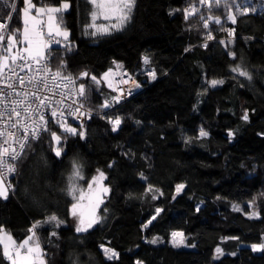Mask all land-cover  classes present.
<instances>
[{"label":"trees","instance_id":"1","mask_svg":"<svg viewBox=\"0 0 264 264\" xmlns=\"http://www.w3.org/2000/svg\"><path fill=\"white\" fill-rule=\"evenodd\" d=\"M68 1L70 9L59 19L70 30L71 47L53 45L50 64L56 70L63 60V74H89L80 81L88 88L83 99L92 112L82 129L86 136H62L60 157L50 132L30 141L16 163L14 191L0 198V225L21 242L36 221L56 215L64 222L59 227L43 223L37 229L47 264H264V251L247 245L264 239V1L243 0L255 11L237 13L233 24L223 5L210 12L198 0H136L122 30L98 37L85 32L92 23L89 0ZM193 3L200 11L185 19L183 9ZM23 7V0H7V5L0 0V19L10 17L8 34L22 30ZM209 15L221 23L210 20L205 29L201 17ZM209 32L214 39L207 40ZM233 52L235 56L229 54ZM114 61L143 88L124 102L101 108L113 90L105 82L92 85L90 75L101 78ZM236 65L246 68L252 81L233 72ZM145 66L156 70L155 80ZM213 79L224 83L212 87ZM245 109L247 123L241 119ZM105 116H120L122 124L112 131ZM201 128L209 135L200 137ZM73 159L83 165L80 185L87 189L99 169L112 187L99 212L103 221L86 233L75 232L72 200L64 191ZM149 184L163 195L156 193L153 200V193L145 194ZM178 184L185 187L176 195ZM254 198L261 216L249 219L244 213ZM233 205L242 210L234 211ZM158 207L163 211L143 228ZM174 230L185 233V246L173 247ZM54 231L55 237L50 235ZM153 237L159 242L149 243ZM101 245L115 249L118 257L108 259ZM217 247L224 254L216 257ZM0 264H9L1 246Z\"/></svg>","mask_w":264,"mask_h":264},{"label":"snow or ice","instance_id":"2","mask_svg":"<svg viewBox=\"0 0 264 264\" xmlns=\"http://www.w3.org/2000/svg\"><path fill=\"white\" fill-rule=\"evenodd\" d=\"M89 2L93 6V11L90 13L92 23L85 26V32L93 37L109 35L113 31L122 30L131 21L136 6V0H89ZM198 2L201 5H206L210 12L213 6L220 7L223 4L227 9V19L233 24L237 22V13L243 15L249 11H255V8H250L237 0H198ZM5 4L7 5V0H5ZM23 4L24 7L21 10L22 31L18 29L12 34L5 35L4 30L7 25L0 23V198L3 199L8 198L10 190L14 191L8 181V175L17 171L16 162L23 158L31 140L39 139L43 132H50L51 141L57 145L53 151L57 157H60L63 152V148L59 146L62 144V136L67 134L79 136L81 139L85 138L86 132L82 130L84 128L82 118H91V110H84V105L80 102L81 98H87L88 88L84 83H79L77 87V80L80 77H88L89 74L84 71L77 78L64 75L63 69L67 65L63 60L55 71L50 67L53 45H60L63 41L65 50H70L71 47L68 43L69 31L57 22L58 15L70 7L68 0H61L59 6H37L33 0H23ZM11 8L15 10L16 4L13 3ZM175 11H179V9ZM199 11L200 9L196 7L195 3L183 9L185 19ZM100 18L108 23L98 24L97 20ZM201 19L205 29L209 28L210 20H215L217 24L221 23L220 17L212 15L207 18L202 16ZM89 29H91L90 33ZM228 32L229 35H234V29H229ZM212 39L214 37L209 32L207 40ZM204 47H207L206 43ZM229 54L235 56L234 52ZM142 59L145 65L151 62L147 55ZM113 63L117 68H123L122 64L115 61ZM231 70L248 81L253 79L252 74L241 65H236ZM24 72H26L25 75H20ZM117 76L121 77L118 81L115 79ZM123 76L128 78L123 79ZM147 76L151 80H155L157 78L156 70L154 68L149 70ZM90 80L92 85L97 88L102 81L106 82L108 88L114 89L118 93L111 98V103L105 100L100 106L101 108H110L113 103L118 104L121 101L124 95V88L121 85L131 84L132 87L127 90L128 95L132 94L133 89L141 87L131 75L126 72H116L113 68L105 71L101 78L91 75ZM209 83L215 87L223 84L224 81L213 79ZM69 100L70 103L67 102ZM68 117L81 121L80 125L73 127L68 123ZM103 118L108 119L112 131H116L122 124L120 116L115 118L105 116ZM241 119L246 123L249 122L247 109L244 110ZM50 122L58 125L62 132L58 134L56 131H50L48 128ZM208 135L207 131L203 128L200 129V137ZM233 135L234 133L229 132L230 137ZM82 171L83 165L73 159L72 171L68 176L67 188L64 190L72 200L70 215L75 221L76 233H86L94 225L103 221L104 217L98 214V210L104 203L105 194L110 192V188L103 183L106 179L105 173L99 169H97V175L92 176L91 180L87 182V189L82 188L79 183L84 179ZM140 175L146 179L143 173ZM184 187V184L176 185V192L179 193ZM147 193H153V200L158 198L156 193L163 195V192L155 189L151 184L145 189V194ZM248 207L251 210L244 214L249 219L261 216V210L256 205V198L248 201ZM233 210L241 211L242 209L238 205H233ZM104 211L107 212V209L105 208ZM162 211L163 209L156 208L155 215L142 224V227L147 228ZM196 211H200L199 206ZM43 223H54L55 227H59L64 222L54 214L43 222L36 221L29 229L30 234L21 242L14 240L3 225H0L2 255L9 264H47L46 253L37 237V229ZM50 235L55 237L57 233L54 231ZM232 239L238 238L233 237ZM148 242L156 244L159 242V238L153 237ZM171 243L173 247L177 248L184 246L186 243L185 233L172 231ZM191 246L195 247V245ZM251 248L254 252L264 251V242L253 244ZM215 252L217 256L224 254L220 247H217ZM104 254L108 259L118 257V253L112 248L104 247ZM235 254V252L231 253V255ZM136 264H143V262L137 261Z\"/></svg>","mask_w":264,"mask_h":264},{"label":"built area","instance_id":"3","mask_svg":"<svg viewBox=\"0 0 264 264\" xmlns=\"http://www.w3.org/2000/svg\"><path fill=\"white\" fill-rule=\"evenodd\" d=\"M0 23H4L5 25H7V28L4 30V34H5V35H8V33H9V28H10V17L4 18V19H0ZM5 46H6V42H5ZM115 62H117L118 64H120L118 61H115ZM50 67H51V64H50ZM51 68H52V67H51ZM110 68H113V70L116 71V72L125 73V72L122 70V68H117L116 64H113L112 67H110ZM52 69H53V68H52ZM53 71H55V70L53 69ZM126 73H127V72H126ZM6 74H7V73H6ZM25 74H26V72H24V73H20V75H25ZM127 74L131 75L132 78H133L134 80H136V81L141 85V87L133 89L132 94H131V95H128V94H127V90H128V88L132 87L131 84H129V85H121V87L124 88V95H123V98L121 99V101H120L119 103L126 101V100L129 99L132 95H134L135 93L139 92V91L143 88V84H142V82H141V81H140L135 75H133L132 73H127ZM64 75H66V74H64ZM71 76H72L73 78H77V77H79V75H71ZM82 78H84V77H80V78L77 80V87H78L80 81L82 80ZM122 78H123V79H127L128 77H127V76H123ZM115 79H116V81H118L119 79H121V77H120V76H117ZM112 90H113V96L118 95V93H117L114 89H112ZM73 99H75V98H73ZM67 102L70 103L71 101L69 100V101H67ZM80 102L83 103V105H84V110H89V108H88V106L86 105L85 100H84L83 98H81ZM91 113H92V112H91ZM82 119H83V123H84V125H85V123H86V121H87L88 118H87V117H84V118H82ZM68 123L72 124V126H75V125H80L81 121H79V120H75V119L72 118V117H68ZM48 128H49L50 130H52V129H59V126L56 125L54 122H50L49 125H48ZM44 133H45V132H43L42 134H44ZM21 134H22V133H21ZM42 134H41V135H42ZM17 147H18V146H17ZM16 163H17V162H16ZM16 167H17V165H16ZM16 172H17V171H16ZM16 172L8 175V181L10 182V184H11L12 178L16 175ZM9 192H10V191H9Z\"/></svg>","mask_w":264,"mask_h":264},{"label":"rangeland","instance_id":"4","mask_svg":"<svg viewBox=\"0 0 264 264\" xmlns=\"http://www.w3.org/2000/svg\"><path fill=\"white\" fill-rule=\"evenodd\" d=\"M249 1V0H248ZM33 3H35L34 1H33ZM68 3L70 4V2L68 1ZM240 3H242V4H246L245 3V1L243 2V0H241L240 1ZM35 4H37V3H35ZM47 6H59V5H53V4H46ZM223 5V4H222ZM221 5V6H222ZM37 6H43L42 4L40 5V4H37ZM262 7H264V5H262ZM70 9V7L67 9V10H69ZM66 10V11H67ZM65 12V11H64ZM57 22H59V23H61V26L63 27V28H66L68 31H69V33H70V30L67 28V27H65L64 25H63V22L59 19V15H58V17H57ZM97 23L98 24H104V23H108L107 21H104L102 18H100V19H98L97 20ZM10 34H12V33H10ZM69 38H70V35H69ZM68 42H69V39H68ZM60 45H64V42L62 41V43L60 44ZM18 46H22V45H18ZM144 70H145V72L147 73L149 70H151V69H149V67H147V66H145L144 67ZM103 82V81H102ZM106 83V82H105ZM107 84V83H106ZM110 103H111V101H110ZM73 127H76V126H73ZM57 146V145H56ZM82 188H84L85 190H86V188L85 187H83V185H80ZM183 190V189H182ZM181 190V191H182ZM180 191V192H181ZM179 192V193H180ZM179 193H177L176 192V195H178ZM73 222L75 223V221H74V219H73ZM6 230V232L7 233H9L13 238H14V240H16V238L12 235V233L9 231V230H7V229H5ZM17 241V240H16ZM18 242V241H17ZM262 242H264V239H263V241ZM261 242V243H262ZM258 244H260V243H258ZM185 245H186V243H185ZM184 245V246H185ZM247 245H249V246H251V245H253V244H247ZM102 246V245H101ZM2 247V246H1ZM104 247H107V248H111L110 246H107V245H103V247H101L103 250H104ZM113 249V248H112ZM115 250V249H114ZM116 251V250H115ZM117 252V251H116ZM260 252V251H259ZM118 253V252H117ZM216 257H217V254H216Z\"/></svg>","mask_w":264,"mask_h":264},{"label":"water","instance_id":"5","mask_svg":"<svg viewBox=\"0 0 264 264\" xmlns=\"http://www.w3.org/2000/svg\"><path fill=\"white\" fill-rule=\"evenodd\" d=\"M262 1H264V0H262ZM91 75H94V74H91ZM91 75H90V77H91ZM97 77H98V76H97ZM98 78H100V77H98ZM102 84H103V82H102L100 85H102ZM103 183H104L105 186H107V187L110 188V192L107 193V194H105V196H104V202H105V201L107 200L108 196H109V195L111 194V192H112V187H111L109 184H107L105 180L103 181ZM103 204H104V203H103ZM103 204H102V205H103ZM102 205H100V209H101ZM100 209L98 210V214H99V212H100Z\"/></svg>","mask_w":264,"mask_h":264},{"label":"crops","instance_id":"6","mask_svg":"<svg viewBox=\"0 0 264 264\" xmlns=\"http://www.w3.org/2000/svg\"><path fill=\"white\" fill-rule=\"evenodd\" d=\"M40 5H41V4H40ZM21 31H22V30H21ZM23 240H24V239H23ZM23 240H22V241H23ZM41 246H42V245H41ZM45 259H46V258H45ZM46 261H47V260H46Z\"/></svg>","mask_w":264,"mask_h":264}]
</instances>
